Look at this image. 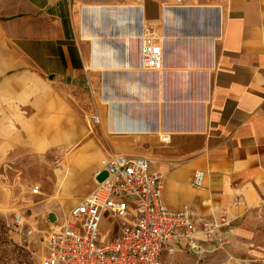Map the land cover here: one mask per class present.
<instances>
[{
	"label": "crops",
	"instance_id": "crops-1",
	"mask_svg": "<svg viewBox=\"0 0 264 264\" xmlns=\"http://www.w3.org/2000/svg\"><path fill=\"white\" fill-rule=\"evenodd\" d=\"M76 1L125 18L111 21L116 35L102 42L97 69L102 155L147 158L166 206H188L220 246L262 236L264 0H0V216L10 206L11 151L83 137L61 111L63 89L90 85L96 71L74 36ZM147 34L160 39L159 72L140 68ZM38 115L57 119L43 141L27 133ZM196 236L200 246L210 240Z\"/></svg>",
	"mask_w": 264,
	"mask_h": 264
},
{
	"label": "rangeland",
	"instance_id": "rangeland-1",
	"mask_svg": "<svg viewBox=\"0 0 264 264\" xmlns=\"http://www.w3.org/2000/svg\"><path fill=\"white\" fill-rule=\"evenodd\" d=\"M90 7L76 1L71 8L74 36L87 57L91 53V41L85 40L83 33L95 35L103 46L104 41L115 36L117 31L112 28L111 21L115 19L107 13V8H101L97 17L92 12H85ZM88 75L92 82L90 85L82 78L77 87L68 85L62 93V120H72L70 128L83 132L80 141L53 145L46 139V150L40 143L36 148L24 149L22 153L16 149L10 152L14 158L11 163L13 168H9L10 206L0 216V237L4 236L8 242L28 251L33 264H39L44 254L50 223L57 218L58 223L81 198L90 193L94 188V163L104 158L101 153L100 123L93 119L98 116L100 120V71H88ZM50 112L54 113V109ZM52 117L31 116L27 133L31 136L37 132V138L43 141L48 137L43 127L57 121ZM104 177L105 172H101L96 180L102 181ZM35 189L37 193L34 194ZM16 213L23 218L22 231L33 229L32 236L25 241L21 231L11 225ZM51 213L55 216L53 222L49 219ZM102 234H106L104 238H107L109 233ZM229 244L225 242L220 246L211 238L195 252L178 253L165 260H168V264H264V234L250 243L235 242L232 247L226 248ZM9 256V246L0 244V264H13L15 260Z\"/></svg>",
	"mask_w": 264,
	"mask_h": 264
},
{
	"label": "built area",
	"instance_id": "built-area-1",
	"mask_svg": "<svg viewBox=\"0 0 264 264\" xmlns=\"http://www.w3.org/2000/svg\"><path fill=\"white\" fill-rule=\"evenodd\" d=\"M140 68L159 72L163 67L160 39L141 38ZM97 121L96 118H93ZM105 172L102 181L96 177ZM203 173L191 180L202 185ZM94 188L57 223H50L44 254L39 264H168L177 251L200 249L197 233L210 239L191 209L172 210L162 198L161 174L150 168L147 158L110 155L102 158L93 174ZM32 193H37V189ZM11 225L23 240L33 229L22 231L23 218L16 213ZM108 232V237L104 238Z\"/></svg>",
	"mask_w": 264,
	"mask_h": 264
},
{
	"label": "bare ground",
	"instance_id": "bare-ground-1",
	"mask_svg": "<svg viewBox=\"0 0 264 264\" xmlns=\"http://www.w3.org/2000/svg\"><path fill=\"white\" fill-rule=\"evenodd\" d=\"M100 8L94 7V8H86L85 12H92L94 13L95 16H99ZM107 13L112 16V18L116 19V21L122 22L125 18L122 17V14H120L118 11L108 9ZM83 37L85 40H90L91 41V53H90V59L89 57L85 56L86 60V67L90 69H101L103 67V54L105 55L106 50L101 48V45L97 41V38L95 35L91 36L90 33L85 32L83 33ZM107 54V53H106Z\"/></svg>",
	"mask_w": 264,
	"mask_h": 264
},
{
	"label": "trees",
	"instance_id": "trees-1",
	"mask_svg": "<svg viewBox=\"0 0 264 264\" xmlns=\"http://www.w3.org/2000/svg\"><path fill=\"white\" fill-rule=\"evenodd\" d=\"M1 233L3 234L4 232L1 231ZM0 244L9 246V257H13V259L15 260L13 264H33L29 252L21 246H18L11 241L8 242L4 236L0 237Z\"/></svg>",
	"mask_w": 264,
	"mask_h": 264
},
{
	"label": "water",
	"instance_id": "water-1",
	"mask_svg": "<svg viewBox=\"0 0 264 264\" xmlns=\"http://www.w3.org/2000/svg\"><path fill=\"white\" fill-rule=\"evenodd\" d=\"M49 219L51 222H53L55 220V216L51 213L49 214Z\"/></svg>",
	"mask_w": 264,
	"mask_h": 264
}]
</instances>
